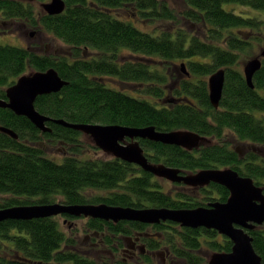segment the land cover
Instances as JSON below:
<instances>
[{
    "label": "trees",
    "instance_id": "1",
    "mask_svg": "<svg viewBox=\"0 0 264 264\" xmlns=\"http://www.w3.org/2000/svg\"><path fill=\"white\" fill-rule=\"evenodd\" d=\"M46 1L0 0V34L21 22L66 45L47 54L0 44V99L7 98V88L22 74L55 68L69 84L37 98L34 106L41 114L70 123L194 131L208 140L193 151L139 142L150 163L187 173L231 167L264 189V59L254 88L243 75V63L259 54L258 46L263 48L264 20L225 8L230 3L264 11V0H175L172 5L169 0H65V11L57 15L41 8ZM219 69H225L226 81L215 108L208 78ZM0 125L18 134L15 139L0 132V209L62 202L174 210L230 196L217 183L169 188L138 165L105 155L82 132L54 121L46 125L52 131L43 132L28 118L0 107ZM61 219L0 222V264H140L98 262L80 250L81 241L66 230L70 222ZM169 223L87 218L84 229L110 247L115 240L123 246V238L114 236L159 226L160 242L143 238L146 247L168 246L183 264H209L211 253L233 248L228 237L219 240L216 230ZM248 232L264 264V224ZM142 257L141 264H156L151 255Z\"/></svg>",
    "mask_w": 264,
    "mask_h": 264
},
{
    "label": "water",
    "instance_id": "2",
    "mask_svg": "<svg viewBox=\"0 0 264 264\" xmlns=\"http://www.w3.org/2000/svg\"><path fill=\"white\" fill-rule=\"evenodd\" d=\"M44 11L50 15L61 14L67 4L65 0H48L41 4ZM264 47L259 54L243 66L247 85L254 88L255 73L262 67ZM185 70V66H182ZM226 81L225 69H219L209 75L208 84L210 100L215 108L220 107ZM64 80L55 68L46 71H33L22 74L18 80L7 88L6 99H0V107L12 110L16 115L28 118L35 127L43 132H51L47 122L80 131L105 155L136 164L154 176L183 183L190 187H207L217 183L226 187L230 196L226 201L211 202L208 206L196 208L172 209L168 207H122L100 204H67L62 202L37 204L30 206H15L0 209V222L7 220H30L60 215L101 219L119 223L121 221H136L156 224L173 221L183 227L217 230L228 237L233 248L231 252H213L209 264H263L261 256L255 252L253 237L248 230L264 224V189L255 183L251 177L240 175L231 167L208 168L197 172L184 173L179 168L167 166L164 163H150L140 139H148L164 144L177 145L188 151L200 148L207 137L194 131L179 129L159 131L154 126L130 127L119 124L70 123L64 119H52L41 114L34 106L39 96L59 92L65 85ZM0 132L17 139L18 134L0 125ZM67 221V220H66Z\"/></svg>",
    "mask_w": 264,
    "mask_h": 264
},
{
    "label": "rangeland",
    "instance_id": "3",
    "mask_svg": "<svg viewBox=\"0 0 264 264\" xmlns=\"http://www.w3.org/2000/svg\"><path fill=\"white\" fill-rule=\"evenodd\" d=\"M170 1H171L170 5H172L173 1H175V0H169V2ZM177 1H179V3L181 4L180 0H177ZM46 2H48V0ZM41 8H42V6H41ZM173 8H175L177 10L179 9V7L177 5H173ZM225 8H227V9L234 8V9H236L237 12L238 11L246 12V13H249L248 14L249 16H258V18L261 17L264 20V11L252 9L250 7L247 8L246 6H242L239 4H230V3H228V4L226 3ZM139 27H141V26H139ZM6 29H7V31H4L5 33L0 34V44H9V45H15V46H21V47L22 46L31 47V48H35L40 53H47V54H55L59 50L63 51L66 48V45L63 42H60V40L56 39L54 36H52L50 34L42 33L40 31H36V30L32 29L31 27L23 25V23H21V22H13L9 26H6ZM262 32H264V29ZM262 44H263L262 47H264V41ZM261 49L262 48L258 46L255 54H257ZM92 53L96 54L97 51H93ZM184 62L180 61L179 63L183 65ZM185 67H186V64H185ZM172 77H170V79H169V81L171 83L173 82ZM58 159H61V157H59ZM159 179H161V178H159ZM162 180L166 181V183H168L167 187L170 188L171 185L173 184L171 188L172 189L176 188L175 184L172 183L171 181H168L165 179H162ZM60 217L64 218V220L72 217L71 219L67 220V222H70V224H72V226H70V224H69V226L66 229L68 231V234H71V235L77 237L78 240L81 241V245L79 246L80 250H82L83 252H86L92 258H96V260L98 262L101 263L103 261L108 260L111 263H119V261H121V260H123V261L126 260V261H131L132 263H140V264L143 263L144 257H142L143 255L141 256V254L138 255L137 257H135L137 259H135L133 261H132V258H130L131 257L130 255L132 253H126V255L124 254L125 251H123V250H125L126 247L128 246V243H126V240H123V246H119L120 241L115 240L113 246L103 247L101 245V241H100L101 236L100 235H96L97 237H96V239H94V233L89 232V231L88 232L85 231L84 228H85V224H86V220H87L86 217L81 216L79 218V217L67 216V215H62ZM165 222H167V221H165ZM168 222H171V221L169 220ZM173 223H176V222H173ZM153 225H156V224H153ZM77 229L79 230L78 232H77ZM94 243H98V245L95 246L96 245L95 244L92 246V244H94ZM142 245L145 248L144 252H143L144 255L145 254L148 255V257H150V255H151V257L154 258V260L157 264H173V261L175 263L179 262V261H176L175 259H173V256H171V253L169 252V249L167 251L164 248H162L161 249V250H163L162 253L160 255H157L154 257L153 254L151 253V251H147L148 248L145 247L147 245V243L143 240L141 242V246ZM177 264H183V263L179 262Z\"/></svg>",
    "mask_w": 264,
    "mask_h": 264
},
{
    "label": "flooded vegetation",
    "instance_id": "4",
    "mask_svg": "<svg viewBox=\"0 0 264 264\" xmlns=\"http://www.w3.org/2000/svg\"><path fill=\"white\" fill-rule=\"evenodd\" d=\"M23 25H25V24H23ZM26 26V25H25ZM244 65V64H243ZM184 173H187V172H184ZM173 183V182H172ZM174 184H183V183H174ZM185 185V184H184ZM187 186V185H186ZM190 187V186H189ZM210 204V203H209ZM208 204V205H209ZM207 205V206H208ZM60 216H62V215H60ZM63 220H64V218H62ZM69 218H67V219H65L64 220V222L66 221V220H68ZM67 222V221H66ZM65 222V223H66ZM142 223V222H141ZM143 224H147V225H153V224H148V223H143ZM161 224H165V225H167V226H171V225H169L170 223L167 221V222H161ZM156 225H160V223H156ZM182 228H191V227H183V226H181ZM158 228H159V226H157V228L155 227V226H153V227H149V228H146V229H144V230H142V231H139L138 233H135L134 235H132V236H122V235H119V236H114L113 238H120V237H122L123 238V240H126V243H128V246L126 247V249L125 250H123V251H125V255H126V253H132L130 256V258H132V261L133 260H135V259H137V258H135V257H137L138 255H140L141 254V256L142 255H144V247H143V245L141 246V242H142V239L143 238H156L157 240V242H160V238H159V234H156L157 232H158ZM199 228H205V229H207V230H214V229H208V228H206V227H199ZM199 228H197V229H199ZM205 229H200L201 230V232H204L205 231ZM172 228H167V229H165V231L166 232H169V233H172ZM216 232L218 233V231L216 230ZM219 234V240H222L224 237H226L225 235H223V234H221V233H218ZM96 239V238H95ZM203 239H204V237H203ZM96 244V245H95ZM93 245H95V246H97L98 245V243H94V244H92V246ZM146 247V246H145ZM139 248V249H138ZM162 248H164L165 250H167L168 251V246H163L162 247V245L160 244V245H158V247H154L152 250H150L151 251V253L153 254V256L155 257V256H157V255H160L161 253H162V251L163 250H161ZM140 250V251H139ZM147 251H149V250H147ZM160 257V256H159ZM208 263H209V261H208ZM157 264V263H156Z\"/></svg>",
    "mask_w": 264,
    "mask_h": 264
},
{
    "label": "bare ground",
    "instance_id": "5",
    "mask_svg": "<svg viewBox=\"0 0 264 264\" xmlns=\"http://www.w3.org/2000/svg\"><path fill=\"white\" fill-rule=\"evenodd\" d=\"M244 66V65H243ZM244 75V74H243ZM246 78V77H245ZM209 79V78H208Z\"/></svg>",
    "mask_w": 264,
    "mask_h": 264
}]
</instances>
